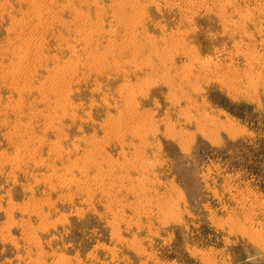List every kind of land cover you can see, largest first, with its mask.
I'll return each instance as SVG.
<instances>
[{
  "label": "rangeland",
  "instance_id": "374dc122",
  "mask_svg": "<svg viewBox=\"0 0 264 264\" xmlns=\"http://www.w3.org/2000/svg\"><path fill=\"white\" fill-rule=\"evenodd\" d=\"M34 2L0 0V264H264V0Z\"/></svg>",
  "mask_w": 264,
  "mask_h": 264
},
{
  "label": "bare ground",
  "instance_id": "6f19581e",
  "mask_svg": "<svg viewBox=\"0 0 264 264\" xmlns=\"http://www.w3.org/2000/svg\"><path fill=\"white\" fill-rule=\"evenodd\" d=\"M32 1H33V0H32ZM34 1L36 2V0H34ZM129 1H130V0H129ZM30 2H31V1H30ZM35 2H34V3H35ZM131 2H132V1H131ZM133 2H134V1H133ZM133 2H132V3H133ZM135 2H136V1H135ZM36 3H37V2H36ZM36 3H35V4H36ZM97 3H98V2H97ZM127 3H128V2H127ZM38 4H39V1H38V3H37V8H38V9H37V8H36V9H37L38 11H40V10H39V7H38ZM43 4H45V3H43ZM121 4H122V3H121ZM121 4H120V5H121ZM128 4H130V3H128ZM63 5H64V4H63ZM125 5H126V4H125ZM125 5L123 4V6H125ZM133 5H135V4H133ZM34 6H35V5L32 6L33 9H34ZM39 6H40V5H39ZM41 6H42V5H41ZM123 6H122V7H123ZM127 6H129V5H126V7H127ZM131 6H132V5H131ZM145 6H146V5H145ZM44 7H45V6H44ZM44 7H43V9H44ZM46 7H47V6H46ZM69 7H70V6H69ZM132 7H133V6H132ZM137 7H139V6H137ZM47 8H48V7H47ZM47 8H46V9H47ZM123 8H124V7H123ZM142 8H143V6H142ZM40 9H41V7H40ZM61 9H62V8H61ZM69 9H70V8H69ZM121 9H122V8H121ZM124 9H125V8H124ZM37 10H36V11H37ZM49 10H50V9H49ZM139 10H140V9H139ZM223 10H224V9H223ZM38 11H37V12H38ZM47 11H48V9H47ZM37 12H36V14H37V16H38L39 14H38ZM40 13H42V12H40ZM44 13H45V12H44ZM56 13H57V12H56ZM97 13H98V12H97ZM120 13H121V12H120ZM124 13H125V12H124ZM124 13H123V14H124ZM138 13H140V12H138ZM220 13H221V12H220ZM99 14H100V13H99ZM135 14H137V12H136ZM142 14H143V13H142ZM41 15H43V14H41ZM97 15H98V14H97ZM132 15H133V14H132ZM138 15H139V14H138ZM143 15H144V14H143ZM37 16H35V17L37 18ZM130 16H131V15H130ZM40 17H41V16L39 15V18H40ZM47 17H48V16H47ZM49 17H50V16H49ZM132 17H133V16H131L130 18H132ZM135 17H137V16L135 15ZM141 17H142V16H141ZM141 17H140V18H141ZM229 17H230V16H229ZM41 18H42V17H41ZM58 18H59V17H58ZM133 18H134V17H133ZM133 18H132V19H133ZM140 18L136 19V21H138ZM142 18H143V17H142ZM25 19H26V18H25ZM45 19H46V17H45ZM45 19H42V20H45ZM125 19L128 20V18H125ZM22 20H23V19H22ZM27 20H28V19H27ZM29 20H30V19H29ZM42 20H41V21H42ZM53 20H54V19H53ZM53 20L51 19V21H53ZM59 20H60V19H59ZM134 20H135V19H134ZM134 20H132V21H134ZM36 21H37V19H36ZM38 21H39V22H36V25H37V23L40 24V19H38ZM51 21H49V22L51 23ZM56 21H57V20H56ZM56 21H55V24H56ZM121 21H122V20H121ZM136 21H135V22H136ZM232 21H233V20H232ZM24 22L27 23V21H24ZM30 22H31V20H30ZM34 22H35V20H34ZM43 22H44V21H43ZM45 22H46V21H45ZM57 22H58V21H57ZM59 22H61V21H59ZM59 22H58V23H59ZM122 22H123V21H122ZM226 22H227V21H226ZM21 23H22V22H21ZM61 23H62V22H61ZM65 23H66V22H65ZM132 23H133V22H132ZM24 24H25V23H24ZM41 24H42V23H41ZM41 24H40V26H42ZM47 24H48V20H47ZM52 24H53V23H52ZM52 24H51V25H52ZM63 24H64V22H63ZM122 24H123V23H122ZM27 25H29V24H27ZM30 25H31V24H30ZM32 25H33V24H32ZM96 25H97V24H96ZM125 25H126V24H125ZM24 26H25V25H24ZM33 26H34V25H33ZM101 26H102V24H101ZM26 27H27V26H26ZM31 27H32V26H31ZM34 27H35V26H34ZM95 27H96V26H95ZM37 28H38V27H37ZM37 28H36V29H37ZM90 28H91V27H90ZM92 28H93V27H92ZM115 28H116V26H115ZM127 28H128V27H127ZM236 28H237V27H236ZM94 29H95V28H94ZM96 29H97V27H96ZM113 29H114V28H113ZM18 30H21V29H18ZM28 30H29V29H28ZM31 30H32V29H31ZM22 31H23V30H22ZM32 31H33V30H32ZM89 32H90V30H89ZM93 33H95V31H94ZM20 34H21V33H20ZM24 35H25V34H24ZM86 35H87V34H86ZM89 35H90V34H89ZM133 35H134V34H133ZM81 37H82V36H81ZM84 37H85V36H84ZM86 37H87V36H86ZM86 37H85V38H86ZM90 37H91V35H90ZM90 37H89V38H90ZM170 37H171V36H170ZM65 38H66V37H65ZM82 38H83V37H82ZM82 38L79 39V40H82ZM85 38H83L84 41H85V40H86V41L92 40V39L87 40L88 38H86V39H85ZM96 38H97V37H96ZM146 38H147V36H146ZM148 38H149V37H148ZM148 38H147V39H148ZM163 38H164V37H163ZM30 39H31V38H30ZM34 39H36V38H33L32 41H36V40H34ZM41 39H42V38H41ZM165 39H166V38H165ZM180 39H181V38H180ZM37 40H39V39L37 38ZM64 40H65V39H64ZM44 41H45V40H44ZM74 41H75V40H74ZM100 41H101V40H100ZM137 41H138V40H137ZM149 41H150V40H149ZM149 41H147V43H148ZM154 41H155V40H154ZM164 41H165V40H164ZM30 42H31V41H30ZM39 43H41V42H39ZM39 43H38V45H39ZM43 43H44V42H43ZM43 43H42V44H43ZM87 43H89V42H87ZM90 43H91V41H90ZM97 43H98V42H97ZM99 43H100V42H99ZM174 43H175V42H174ZM178 43H179V41H178ZM178 43H177V45H178ZM35 44H36V42H35ZM66 44H67V43H66ZM151 44H152V43H151ZM28 45H30V44H28ZM28 45H27V47H29ZM68 45H69V44H68ZM111 45H112V44H111ZM132 46H133V45H132ZM152 46H153V45H152ZM174 46H175V45H174ZM30 47L32 48V46H30ZM69 47H70V46H69ZM71 47H72V46H71ZM115 47H116V46H115ZM35 48H36V47H35ZM41 48H42V47H41ZM79 48H80V47H79ZM82 48H83V47H82ZM84 48H85V47H84ZM108 49H109V48H108ZM167 49H168V48H167ZM29 50H30V49H29ZM29 50H28V51H29ZM32 50H33V49H32ZM34 50H35V49H34ZM38 50H39V52L41 51L40 49H38ZM156 50H157V49H156ZM36 51H37V50H36ZM110 51H111V50H110ZM177 51H178V50H177ZM30 52H31V51H30ZM34 52H35V51H34ZM37 52H38V51H37ZM106 52H107V51H106ZM162 52H163V51H162ZM89 53H90V52H89ZM93 53H94V52H93ZM23 54H24V53H23ZM86 54H87V53H86ZM99 54H100V53H99ZM111 54H112V53H111ZM24 55H25V54H24ZM94 55H95V54H94ZM106 55H107V54H106ZM112 55H113V54H112ZM157 55H158V54H157ZM87 56H88V55H87ZM254 56H255V55H254ZM19 57H21V56H19ZM89 57H90V56H89ZM112 57H113V56H112ZM164 57H165V56H164ZM21 58H22V57H21ZM94 58H95V57H94ZM168 58H169V57H168ZM171 58H172V57H171ZM24 59H25V58H24ZM24 59H22V61H25ZM55 59H56V58H55ZM58 59H59V58H58ZM92 59H93V58H92ZM103 59L106 60V58H103ZM19 60H20V59H19ZM53 60H54V58H53ZM150 60H151V59H150ZM20 61H21V60H20ZM22 61H21V62H22ZM88 61H89V60H88ZM93 61H94V62H93ZM93 61H92V63H94V64L97 63V60H96V59H95V60L93 59ZM95 61H96V63H95ZM103 61H104V60H103ZM116 61H117V58H116ZM118 61H119V60H118ZM56 62H57V61H56ZM112 62H113V61H112ZM143 62H144V61H143ZM12 63H13V62H12ZM68 63H70V62H68ZM114 63H115V62H114ZM202 63H203V62H202ZM215 63H216L215 60L211 58V59H208L207 62H205L204 64H205L206 67H207V66L210 67V66L214 65ZM23 64H24V63H23ZM56 64H57V63H56ZM71 64H72V63H71ZM71 64H70V65H71ZM74 64H75V63H74ZM89 64H90V63H89ZM94 64H93V65H94ZM109 64H110V63H109ZM160 64H161V62H160ZM12 65H13V64H12ZM16 65H17V64H16ZM20 65H21L20 67L23 66L22 64H20ZM61 65H64V64H61ZM61 65H60V66H61ZM101 65H102V64H101ZM17 66H19V65H17ZM66 66H67V65H66ZM218 66H219V65H218ZM263 66H264V65H263ZM13 67L15 68L16 66L14 65ZM55 67H56V66H55ZM58 67H59V66H58ZM69 67H71V66H69ZM74 67H75V65H74L73 67H71V68L73 69ZM76 67H77V63H76ZM87 67H88V66H87ZM89 67H90V66H89ZM93 67H94V66H93ZM141 67H142V66H141ZM11 68H12V67H11ZM61 68H62V67H61ZM64 68H65V67H64ZM98 68H99V66H98ZM101 68H102V67H101ZM191 68H192V67H191ZM191 68H190V69H191ZM216 68H217V67H216ZM18 69H20V70H17V68L15 69V72H16V73H18V71H22V68H18ZM45 69H46V68H45ZM74 69H75V68H74ZM77 69H78V68H77ZM77 69H76V70H77ZM90 69H91V67H90ZM223 69H224V68H223ZM10 70H11V69H10ZM10 70L7 69V71H10ZM57 71H58V70H56V72H57ZM64 71H67L66 68H65ZM64 71H63V73H64ZM68 71H69V70H68ZM72 71H74V70H71V72H72ZM77 71H78V70H77ZM188 71H189V68H188ZM223 71H224V70H223ZM4 72H6V71H4ZM11 72H12V70H11ZM61 72H62V71H61ZM61 72H60V73H61ZM69 72H70V71H69ZM74 72H75V71H74ZM185 72H186V71H185ZM185 72H184V73H185ZM210 72H211V71H210ZM225 72H226V71H225ZM244 72H245V71H244ZM257 72H258V71H257ZM31 73H32V72H31ZM34 73H35V72H34ZM60 73H58V75H61ZM63 73H62V74H63ZM229 73H230V71H229ZM5 74H6V73H5ZM54 74H55V73H54ZM70 74H71V73H70ZM190 74H191V73H190ZM10 75H12V73H11ZM10 75H9V76H10ZM16 75H17V74H16ZM50 75H52V74H50ZM50 75H49V76H50ZM56 75H57V74H56ZM56 75H55V76H56ZM58 75H57V77H59ZM67 75H69V74H67ZM182 75H184V74H182ZM185 75H186V74H185ZM218 75H219V74H218ZM235 75H236V74H235ZM55 76H54V77H55ZM196 76H197V75H196ZM51 77H53V76H51ZM61 77H63V76H60V78H61ZM64 77H65V76H64ZM69 77H70V76H69ZM187 77H188V76H187ZM166 78H167V77H166ZM183 78H184V77H183ZM185 78H186V77H185ZM12 79H13V78H12ZM47 79H49V78H47ZM52 79H53V78H52ZM64 79H65V78H63V80H64ZM67 79H68V78L66 77V80H67ZM179 79H180V77H179ZM188 79L190 80V78H188ZM54 80H55V79H54ZM54 80L51 81V82L53 83ZM60 80H61V79H58V82H57V83H59ZM66 80H65V81H66ZM181 80H182V79H181ZM195 80H196V79H195ZM208 80H209V79H208ZM210 80H211V79H210ZM257 80H258V79H257ZM18 81H19V80H18ZM56 81H57V80H56ZM175 81H176V80H175ZM186 81H187V80H186ZM220 81H221V80H220ZM220 81H219V82H220ZM178 82H179V81H178ZM188 82H189V81H188ZM196 82H197V81H196ZM250 82H251V81H250ZM253 82H254V81H253ZM256 82H257V81H256ZM42 83H43V81H42ZM44 83H45V82H44ZM46 83H48V82L46 81ZM60 83H61V82H60ZM62 83L65 84V82H62ZM170 83H171V82H170ZM39 84H40V83H39ZM54 84L56 85V83H54ZM144 84H145V83H144ZM172 84H173V82H172ZM47 85H48V84H47ZM47 85L45 84V86H47ZM55 85H54V86H55ZM62 85H63V84H62ZM145 85H146V84H145ZM148 85H149V84H148ZM177 85H178V84H177ZM190 85H191V84H190ZM12 86H13V85H12ZM20 86H21V85H19V87H20ZM22 86H23V85H22ZM41 86H42V85H41ZM41 86H40V88H41ZM51 86H52V85H51ZM57 86H58V88L60 87L59 85H57ZM57 86H56V88H57ZM141 86H142V85H141ZM254 86H255V85H254ZM14 87H15V86H14ZM64 87H65V85H64ZM64 87L62 86L63 89H65L67 86H66L65 88H64ZM128 87H130V86H128ZM128 87H127V88H128ZM132 87H134V86H132ZM132 87H131V88H132ZM142 87H143V86H142ZM177 87H178V86H177ZM194 87H195V86H194ZM230 87H231V85H230ZM230 87H228V89H229ZM21 88H22V87H21ZM29 88H30V87H29ZM35 88H36V87H35ZM43 88H44V85H43ZM43 88H42V89H43ZM50 88H51V87H50ZM50 88H49V89H50ZM58 88H57V90H59ZM123 88H124V87H123ZM254 88H255V87H254ZM24 89H26V88L23 87L22 90H24ZM52 89H54V87H53ZM52 89H51V90H52ZM136 89H137V88H136ZM178 89H179V88H178ZM22 90H21V91H22ZM47 90H48V89H47ZM54 90H55V89H54ZM54 90H53V91H54ZM131 90H132V89H131ZM199 90H200V89H199ZM236 90H237V89H236ZM30 91H31V90H30ZM39 91H40V90H39ZM53 91H52V93L54 94L56 90H55L54 92H53ZM59 91H60V92L62 91V90H61V87H60V90H59ZM59 91H57V92H59ZM65 91H66V90H65ZM140 91H143V90H140ZM147 91H148V90H147ZM25 92H26V91H25ZM42 92H43V90H42ZM50 92H51V91H50ZM50 92L48 91V93H50ZM60 92H59V93H60ZM66 92H67V91H66ZM46 93H47V91H46V92L44 91V94H46ZM52 93H51V94H52ZM61 93H62V92H61ZM141 93H142V92H141ZM19 94H20V93H19ZM56 94H57V93H56ZM63 94H64V93H63ZM127 94H128V92H127ZM133 94L135 95V93H133ZM143 94H144V93H143ZM46 95H47V94H46ZM57 95H59V94H57ZM60 95H62V94H60ZM134 95H133V96H134ZM136 95H137V94H136ZM138 95H139V94H138ZM140 95H141V94H140ZM62 96H64V95H62ZM126 96H127V95H126ZM126 96H125V97H126ZM46 97H47V96H46ZM60 98H61V97H60ZM62 98L65 99L66 97H62ZM174 98H175V97H174ZM43 99H45V96H44ZM64 99H63V100H64ZM126 99H127V98H126ZM129 99H130V98H129ZM175 99H176V98H175ZM41 100H42V99H41ZM47 100H48V99H47ZM127 100H128V99H127ZM65 101H66V100H65ZM67 101L69 102L70 100H67ZM67 101H66V102H67ZM129 101H130V100H129ZM131 101H132V99H131ZM43 102H44V101H43ZM55 102H58V101H55ZM15 103H16V102H15ZM46 103H47V102H46ZM61 103H62V102H61ZM131 103L135 104L134 102H131ZM47 104H48V103H47ZM58 104H59V103H58ZM67 104H68V103H67ZM69 104H70V103H69ZM69 104H68V105H69ZM129 104H130V103H129ZM62 105H63V103H62ZM62 105H60L61 107H59V106H58V107H59V108H62ZM65 105H66V103H65ZM130 105H131V104H130ZM7 106H8V105H7ZM54 106H57V104H56V105L54 104ZM54 106H53V108H54ZM69 106H70V105H69ZM131 106H132V105H131ZM194 106H195V105H194ZM63 107H65V106L63 105ZM53 108H52V109H53ZM56 108H57V107H56ZM72 108H73V107H72ZM127 108H128V107H127ZM129 108H130V107H129ZM134 108H136V107H134ZM126 110H128V109H126ZM129 110H130V109H129ZM132 110H133V109H132ZM132 110H130V111H132ZM63 111H64V109H63ZM64 112H65V111H64ZM125 112H127V111H125ZM62 113H63V112H62ZM123 113H124V112H122V114H123ZM129 113H130V112H129ZM138 113H139V112H138ZM49 114H50V113H49ZM64 114H66V112H65ZM131 114H132V113H131ZM188 114H189V113H188ZM123 115H124V114H123ZM125 116H126V115H125ZM203 116H204V115H203ZM128 117H129V116H128ZM128 117H127L126 119H128ZM187 117H188V116H187ZM209 117H210V116H209ZM116 118H117V117H116ZM122 118H123V117H122ZM211 119H212V118H211ZM117 120H118V119H117ZM107 121H108V120H107ZM111 121H112V120H111ZM124 121H126V120H124ZM107 123H108V122H107ZM118 123H119V121H118ZM118 123H117V124H118ZM124 123H125V122H124ZM111 124H112V123H111ZM114 124H115V123H114ZM114 124H112V125H114ZM112 125H110V126H111L110 128H112ZM155 125H156V124H155ZM213 125H214V124H213ZM148 126H149V125H148ZM150 126H151V125H150ZM116 127H117V125L115 126V128H116ZM119 127H120V126H119ZM121 127H122V126H121ZM141 127H142V126H141ZM143 127H144V126H143ZM113 128H114V127H113ZM115 128H114V129H115ZM137 128H138V127H137ZM229 128H230V127H229ZM229 128H228V129H229ZM116 129H117V128H116ZM147 129H148V128H147ZM150 129H151V128H150ZM153 129H154V126H153ZM169 129H170V128H169ZM202 129H203V128H202ZM215 129H216V128H215ZM108 130H109V129H108ZM127 130H128V129H127ZM134 130H136V129H134ZM172 130H174V129H172ZM217 130H218V129H217ZM117 131H118V130H117ZM125 131H126V130H125ZM125 131H124V132H125ZM130 131H131V130H130ZM132 131H133V130H132ZM111 132H112V131H111ZM111 132H110V134H111ZM113 132H114V131H113ZM141 132H142V131H141ZM136 133H137V132H136ZM138 133H139V132H138ZM181 133H182V132H181ZM120 134H122V133H120ZM132 134H133V133H132ZM142 134H143V133H142ZM231 134H232V133H231ZM118 135H119V134H118ZM180 135H181V134H179V136H180ZM114 136H115V135H114ZM142 136H143V135H142ZM204 136H205V135H204ZM123 137H124V135H123ZM172 137H173V136H172ZM179 139H180V137H179ZM93 140H94V139H93ZM101 140H102V139H101ZM101 140H100V141H101ZM141 140H142V139H141ZM143 140H144V139H143ZM96 141H97V139H96ZM146 141H147V140H146ZM184 141H185V140H184ZM90 142H91V140H90ZM147 142H149V141H147ZM180 142H181V140H180ZM182 142H183V141H182ZM96 143H97V145H98L99 142H96ZM96 143H95V144H96ZM142 144H143V143H142ZM181 144H183V143H181ZM143 145H144V144H143ZM158 145H159V144H158ZM95 147H96V146H95ZM95 147H94V148H95ZM96 148H97V147H96ZM96 152H98V151H96ZM140 154H141V153H140ZM138 156H139V155H138ZM138 156H137V157H138ZM101 158H102V157H101ZM105 158H106V157H105ZM91 159L93 160V158H91ZM138 159H139V158H138ZM140 159H141V158H140ZM84 160H85V159H84ZM88 160H89V159H88ZM111 160H112V159H111ZM86 161H87V160H86ZM95 161H96V160H95ZM126 161H127V160H126ZM133 161H134V160H133ZM89 162H91V161H89ZM89 162H88V163H89ZM140 162H141V161H140ZM74 163H76V162H74ZM83 163H84V162H83ZM86 163H87V162H86ZM91 163H92V162H91ZM94 163H95V162H94ZM99 163H100V162H99ZM128 163H129V162H128ZM92 164H93V163H92ZM95 164H96V163H95ZM117 164H118V163H117ZM131 164H132V163H131ZM89 165H90V164H89ZM127 165H128V164H127ZM140 165H141V164H140ZM85 166H86V165H85ZM108 166H109V165H108ZM122 166H123V164H122ZM135 166H136V165H135ZM78 167H79V166H78ZM134 168H135V167H134ZM145 168H146V167H145ZM114 169H115V168H114ZM141 169H142V167H141ZM130 170H131V169H130ZM112 171H113V169H112ZM126 171H127V170H126ZM146 171H148V170H146ZM148 173H149V172H148ZM124 175H125V174H124ZM96 176H97V175H96ZM105 176H106V175H105ZM127 176H128V174H127ZM94 177H95V176H94ZM98 177H99V175H98ZM99 178L102 180L104 177H99ZM97 179H98V178H97ZM109 179H110V178H109ZM98 180H99V179H98ZM126 180H127V179H126ZM103 181H104V180H103ZM146 181H147V180H146ZM100 182H101V181H100ZM106 182H107V181H106ZM70 183H72V182H70ZM91 183H92V182H91ZM102 183H103V182H102ZM99 184H100V183H98V185H99ZM142 184H143V183H142ZM88 187H89V186H88ZM95 187H96V186H95ZM108 189H109V188H108ZM103 190H104V189H103ZM92 192H93V191H92ZM94 192H95V191H94ZM94 192H93V193H94ZM97 192H98V191H97ZM154 192H155V190H154ZM104 193H106V192H104ZM107 194H108V193H107ZM109 194H110V193H109ZM102 195H103V194H102ZM110 195H111V194H110ZM110 195H109V196H110ZM160 196H161V195H160ZM162 196H163V195H162ZM104 198H105V197H104ZM146 198H148V197H146ZM111 199H112V198H111ZM148 199H150V198H148ZM116 201H117V200H116ZM150 201H151V200H150ZM149 203H150V202H149ZM155 203H156V202H155ZM166 203H167V202H166ZM170 206H171V205H170ZM178 208H179V207H178ZM167 211H168V210H167ZM169 212H170V211H169ZM44 215H45V214H44ZM170 215H171V214H170ZM176 216H177V215H176ZM165 217H166V216H165ZM167 217H168V216H167ZM117 220H118V219H117ZM117 220H116V221H117ZM34 227H35V226H34ZM4 228H5V227H4ZM35 229H36V228H35ZM33 230H34V229H33ZM257 230H258V229H257ZM259 230H260V229H259ZM29 231H30V230H29ZM117 235H118V234H117ZM135 237H136V236H135ZM140 246H141V245H140ZM38 259H39V258H38ZM33 260H34V259H33ZM35 261H36V260H35ZM43 263H44V262H43Z\"/></svg>",
  "mask_w": 264,
  "mask_h": 264
}]
</instances>
